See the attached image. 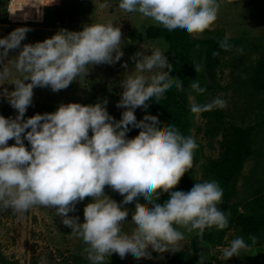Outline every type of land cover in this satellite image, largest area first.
<instances>
[{
  "label": "clouds",
  "instance_id": "9594fccd",
  "mask_svg": "<svg viewBox=\"0 0 264 264\" xmlns=\"http://www.w3.org/2000/svg\"><path fill=\"white\" fill-rule=\"evenodd\" d=\"M106 5L103 0L100 6ZM118 7L138 11L169 31L192 33L203 31L216 19L219 4L218 0H118ZM29 30L18 26L0 36V85H14L11 90L0 88V95L16 109L14 118L0 115V208L21 214L35 204L54 208L61 223L86 243L88 259L94 264L112 252L138 259L150 257L152 251H175L183 239L176 225L200 233L206 227L225 228L228 218L218 207L223 190L216 180L196 181L187 191H170L193 166L195 139L172 124L161 131L158 118L150 113L140 120L134 115L137 106L147 108L150 99L182 86L178 79H171L164 52L150 47L148 52L134 54L136 71L129 72L120 85L116 105L123 111L118 120L106 110V99L59 103L54 111L22 118L34 87L63 89L77 76H85L93 64H112L123 54L118 47L120 27L111 21L85 23L80 30L59 28L41 41L21 45ZM226 46L221 41V47ZM10 49H18L11 64L20 73L11 79L3 63ZM190 87L205 91L199 81H192ZM225 103L214 97L203 104L193 102L190 111ZM129 126L139 129L135 136L126 135ZM21 134L29 143L27 149ZM9 138L14 143L8 144ZM105 185L122 194V200L106 195ZM161 192H168V198L157 203ZM85 196L90 201L83 207V220L67 215ZM141 199L151 207H142ZM129 202L135 205L130 234L121 230L129 211L122 205ZM248 247L243 237L236 236L223 248L222 256L226 259ZM41 261L46 264V258Z\"/></svg>",
  "mask_w": 264,
  "mask_h": 264
},
{
  "label": "rangeland",
  "instance_id": "374dc122",
  "mask_svg": "<svg viewBox=\"0 0 264 264\" xmlns=\"http://www.w3.org/2000/svg\"><path fill=\"white\" fill-rule=\"evenodd\" d=\"M10 1L12 15L17 20L9 17L7 5ZM45 2L46 0H0V36L18 26H27L30 30L21 41L22 45L41 41L59 28L80 30L85 23L111 21L120 27L121 40L118 47L123 54L112 64H93L85 76H77L63 89L52 91L48 87H34L32 102L22 118L34 113L54 111L59 103L91 104L94 98H98L106 99L108 113L116 120L120 119L123 108L117 107L116 102L120 99L122 81L129 72L136 71L132 58L134 54L139 50L148 52L150 47H157L167 57L165 40H150L145 36L149 25L160 24L138 11L119 8L118 0H107L105 7L100 6L103 0H53L51 4H42ZM218 4L216 19L203 31L189 33V37L197 41L210 36H221L236 39L238 44L217 54L211 63L207 62L202 48H195L190 53L193 68L197 65L199 68L186 86L181 133L191 135L197 147L193 150V166L184 173L187 177L186 191L196 181L216 180L209 166L220 150L219 134H206L205 119L202 118L201 111H190L193 102L203 104L214 97L223 98L226 103L220 108L227 122L239 128H255L251 139V154L243 163L235 184L234 196L218 203V207L227 215V226L223 229L214 227L212 237L201 240L195 238L200 233L197 229L188 230L176 225L183 233L178 247L190 251L191 242L194 241L200 253V260L196 264H264V228L254 231L248 226L231 223L232 213L264 217V98L253 83L256 70L264 76V0H218ZM17 51L18 49H10L9 57L3 61L10 69V79L20 75L11 64ZM194 80L204 87L203 93L190 87ZM13 87V84L7 82L0 85V88L9 90ZM0 109L13 117L16 115V109L3 95H0ZM149 111V106H137L134 115L141 119ZM7 143L12 144L14 140L9 138ZM103 191L117 202L122 200V194L108 185L103 187ZM156 191L159 192V189ZM89 201L88 196L77 201L74 204L75 211L67 215L77 216L82 221L83 207ZM139 203L142 207H151L150 203L142 199ZM122 207L129 211L121 230L130 234L134 230L130 220L135 205L129 202ZM61 219L54 208L40 204L29 207L22 214L11 208H0V254L14 264H43L42 257L46 258V264H94L88 259L86 243L75 236L68 226L63 225ZM236 236L243 237L249 247L224 259L223 248ZM250 236H255V241H251ZM165 253L166 251H152L150 257L136 259L121 258L112 252L109 256L105 255L104 261L99 264H136L139 260H145L149 264H164Z\"/></svg>",
  "mask_w": 264,
  "mask_h": 264
},
{
  "label": "trees",
  "instance_id": "16d2710c",
  "mask_svg": "<svg viewBox=\"0 0 264 264\" xmlns=\"http://www.w3.org/2000/svg\"><path fill=\"white\" fill-rule=\"evenodd\" d=\"M146 38L150 40L161 39L167 42V60L172 69L171 79H177L181 87H173L171 91L162 95L159 99L149 100V113L158 118L160 130L167 124L174 125L180 132L182 118L185 111V91L189 81L194 76V68L190 60V53L195 48H202L206 53V60L211 63L214 57L222 52L228 51L238 44L236 39L224 38L221 36H210L197 41L191 40L188 32L178 30H167L162 25H149L145 30ZM221 41L226 43V47H221ZM167 71V69H165ZM253 83L256 89L264 98V76L256 70ZM99 99L94 98L91 103ZM90 104V103H89ZM0 115L14 118L9 112L0 109ZM202 118L205 119L206 134L220 136V150L218 156L210 162L209 170L222 188V201H227L236 193L235 184L241 173L245 159L251 154V139L254 127L239 128L227 122L220 107H213L209 110L201 111ZM137 119V118H136ZM140 120V119H137ZM27 130V129H26ZM139 129L129 126L128 136H135ZM26 149L29 147L27 140L23 139ZM89 135L91 130L89 129ZM187 177L183 173L178 183L170 191H186ZM160 191V190H159ZM168 198V192H161L157 198V203H162ZM245 225L257 231L264 228V217L256 218L244 214L231 215V223ZM212 227H206L202 233L197 234L196 239L207 240L212 237ZM200 260V253L194 241L191 242L190 251L176 247L175 251H166L164 264H196ZM0 264H14L0 254ZM136 264H149L145 260H139Z\"/></svg>",
  "mask_w": 264,
  "mask_h": 264
},
{
  "label": "crops",
  "instance_id": "0c3cea01",
  "mask_svg": "<svg viewBox=\"0 0 264 264\" xmlns=\"http://www.w3.org/2000/svg\"><path fill=\"white\" fill-rule=\"evenodd\" d=\"M8 11V10H7ZM20 12H18V14H19ZM38 13V10H36V14ZM11 14V15H10ZM15 14V13H14ZM13 17V19H16L13 15H12V12H11V9H10V11H9V17ZM39 17H40V15H39ZM38 17V18H39ZM17 20V19H16ZM36 21H39V19H37Z\"/></svg>",
  "mask_w": 264,
  "mask_h": 264
},
{
  "label": "built area",
  "instance_id": "2783aa9c",
  "mask_svg": "<svg viewBox=\"0 0 264 264\" xmlns=\"http://www.w3.org/2000/svg\"><path fill=\"white\" fill-rule=\"evenodd\" d=\"M10 3H11V1H10V2L8 3V5H7V10H8V12L10 11V7H11Z\"/></svg>",
  "mask_w": 264,
  "mask_h": 264
},
{
  "label": "bare ground",
  "instance_id": "6f19581e",
  "mask_svg": "<svg viewBox=\"0 0 264 264\" xmlns=\"http://www.w3.org/2000/svg\"><path fill=\"white\" fill-rule=\"evenodd\" d=\"M14 14V13H13Z\"/></svg>",
  "mask_w": 264,
  "mask_h": 264
}]
</instances>
